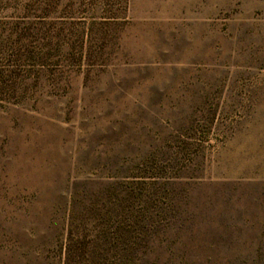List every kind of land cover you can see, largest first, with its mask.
<instances>
[{
    "label": "rangeland",
    "instance_id": "374dc122",
    "mask_svg": "<svg viewBox=\"0 0 264 264\" xmlns=\"http://www.w3.org/2000/svg\"><path fill=\"white\" fill-rule=\"evenodd\" d=\"M0 264H264V0H0Z\"/></svg>",
    "mask_w": 264,
    "mask_h": 264
}]
</instances>
